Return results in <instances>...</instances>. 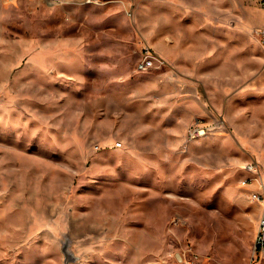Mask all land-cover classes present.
<instances>
[{
	"label": "rangeland",
	"instance_id": "1",
	"mask_svg": "<svg viewBox=\"0 0 264 264\" xmlns=\"http://www.w3.org/2000/svg\"><path fill=\"white\" fill-rule=\"evenodd\" d=\"M262 9L0 0V264H173L176 252L264 264L254 252L262 208L250 198L262 186L242 184L255 160L264 186ZM204 39L218 56L228 39L229 65L206 77L215 101L199 117L223 111L228 128L189 141L194 119H135L128 91L158 62L139 70L144 51Z\"/></svg>",
	"mask_w": 264,
	"mask_h": 264
},
{
	"label": "crops",
	"instance_id": "2",
	"mask_svg": "<svg viewBox=\"0 0 264 264\" xmlns=\"http://www.w3.org/2000/svg\"><path fill=\"white\" fill-rule=\"evenodd\" d=\"M257 18L258 22L254 24L264 26V9L258 11ZM211 43L204 39L187 50L171 53H164L161 46H157L163 62L156 67L154 75L128 91L127 105L131 106V111H136L135 119L183 123L210 113L215 100L206 84V77L213 74L218 64L222 70L229 65L228 39H222L219 56L213 53ZM239 60L244 62V58H238L237 62ZM221 113L226 117L223 111ZM224 130L222 128L219 131L221 133Z\"/></svg>",
	"mask_w": 264,
	"mask_h": 264
},
{
	"label": "built area",
	"instance_id": "3",
	"mask_svg": "<svg viewBox=\"0 0 264 264\" xmlns=\"http://www.w3.org/2000/svg\"><path fill=\"white\" fill-rule=\"evenodd\" d=\"M90 1V0H88ZM264 3V0H263ZM262 44L264 45V27L256 29ZM155 61H158L156 66H159L163 60L160 56L155 54L152 50L146 49L144 51L143 57L138 63L139 70H147L152 65H154ZM207 118L196 117L194 120L187 126L185 135L187 140L192 141L199 139L201 137L207 136L211 133L218 131L223 127H227V121L224 118L222 113L214 116L212 121H207ZM121 144V142H119ZM245 169L251 173L249 178H244L242 180L243 185H247L251 180L257 181L261 184L262 188L254 189L250 192V198L254 201H257L261 204V214L258 219L257 229L255 233L254 240V252L264 250V186L263 182L260 179L261 176V168L259 163L255 160H250L244 165ZM173 264H208L202 260L189 257L181 252L174 253V262Z\"/></svg>",
	"mask_w": 264,
	"mask_h": 264
}]
</instances>
